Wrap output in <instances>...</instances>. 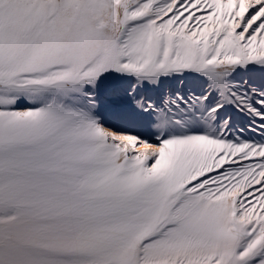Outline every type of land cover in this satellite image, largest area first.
I'll list each match as a JSON object with an SVG mask.
<instances>
[{
    "label": "snow or ice",
    "instance_id": "1",
    "mask_svg": "<svg viewBox=\"0 0 264 264\" xmlns=\"http://www.w3.org/2000/svg\"><path fill=\"white\" fill-rule=\"evenodd\" d=\"M0 264H264V0H0Z\"/></svg>",
    "mask_w": 264,
    "mask_h": 264
}]
</instances>
